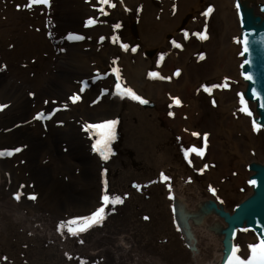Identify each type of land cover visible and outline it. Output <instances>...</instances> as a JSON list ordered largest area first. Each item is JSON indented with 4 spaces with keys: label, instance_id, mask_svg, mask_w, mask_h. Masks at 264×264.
Instances as JSON below:
<instances>
[{
    "label": "bare ground",
    "instance_id": "1",
    "mask_svg": "<svg viewBox=\"0 0 264 264\" xmlns=\"http://www.w3.org/2000/svg\"><path fill=\"white\" fill-rule=\"evenodd\" d=\"M18 1L23 15L10 16L7 23L0 20V97L1 104L8 103L0 110V150L22 149L0 156V264H220L227 226L221 214L233 211L198 186L193 180L197 163L187 165L184 153L192 143L203 146L204 138L188 129L199 118L196 101L202 89L217 101L211 111L215 128L233 138L234 149L226 154L216 133L212 135L207 152L218 154L221 163L206 178H215L220 170L227 173L230 164L232 182L240 186L245 163L252 160L247 151L258 152L264 144V132L252 134L248 123V130L242 129L236 110L233 92L242 89L244 97L245 83L238 80L225 90L212 87L222 75L240 73L234 0H111L115 7L105 5L107 15L98 11L97 0H49L30 7L25 6L30 0ZM237 1L245 14L264 9V0ZM209 6L216 36L203 27L202 13ZM34 8L37 14L30 13ZM89 18L100 26V34L93 39L95 47L84 52ZM30 24L38 27L36 32ZM201 32L208 39H200ZM69 33L85 39L69 41ZM89 61L108 78L100 87L85 89L79 81L86 83L81 74L88 71ZM117 81L121 89H116ZM107 87L114 96L96 102L97 92ZM127 88L148 103L131 99L124 94ZM73 94L80 99L70 100ZM169 95H177L181 103L176 105ZM246 101L253 110L252 124L257 115ZM37 113L43 118L34 119ZM106 118L117 123L103 160L92 151L99 130L88 126ZM252 167L250 163L246 181ZM161 172L169 179L163 180ZM32 193L34 201L27 198ZM102 194L120 196L123 203L109 204L102 223L70 233L68 228L77 225L67 221L99 207ZM251 194L247 188L241 200ZM75 208L83 212L66 213ZM238 237L242 247L260 241L244 223L234 244Z\"/></svg>",
    "mask_w": 264,
    "mask_h": 264
},
{
    "label": "rangeland",
    "instance_id": "2",
    "mask_svg": "<svg viewBox=\"0 0 264 264\" xmlns=\"http://www.w3.org/2000/svg\"><path fill=\"white\" fill-rule=\"evenodd\" d=\"M207 4H211V3H207ZM232 7L234 9V4L232 5ZM24 10L25 9L23 8L22 4L19 3L18 0H0V20H3V22H5V23L8 22L10 16L16 17L17 19H19L20 18L19 16L23 15ZM28 10L30 12L31 9H28ZM203 10H204V8H203ZM37 11H38L37 8H34V9H32V11L30 13L31 14L32 13L37 14L38 13ZM86 13H88V15H92V12L90 9H87ZM253 14L264 16V9H260V10L254 9ZM235 17L237 20L236 11H235ZM213 22H214L213 19L208 14V16L204 18L203 27H204V30L206 31V33L208 35H209V33H211L214 36H216L217 35L216 29H215L216 27L213 25ZM8 25L12 26L11 22L8 23ZM237 25H238V20H237ZM27 27L29 29H32L34 32H36V29H38V27L33 26V24L27 25ZM86 29H91V30L87 33L88 35H84L87 38L83 42H86V44H88V46H82V51H84V52H88L93 47H95L92 45L93 39L95 38L96 35L100 34V26L96 27V22L89 24ZM49 36H50V34H49ZM206 39H208V37ZM230 42L233 44L235 43V36L234 35H233V37H230ZM236 58H237V61L239 60V62H240L241 56H240L239 52L236 53ZM239 62L236 65L237 69H239V64H240ZM86 64H87L88 71L81 74V76H83V78H81V79L86 78L87 81L85 84L82 83L83 81H79V83L85 89H89L90 87H94V86H95L94 88L102 86L101 82L103 80L107 79L108 76L101 77L100 74H98V72L94 69L95 66L92 62L89 61ZM174 69L176 70V67H174ZM115 76L118 79H120V75H119L118 71L115 72ZM234 78H235V80H234ZM238 80L241 81L238 73L235 77H231V76L229 77V76L222 75L220 77V80H219V82H220L219 85L227 84L228 87L232 88V87H234L233 85H236V82H238ZM215 85H218V84H215ZM228 87H226V88L224 87L223 90L227 89ZM189 91L190 90H188V92ZM203 92H204V89H202L201 95H199L197 97V101H196L197 105H198L197 108L199 111L198 112L199 118L194 120L188 129L191 130V134L197 133V134H200L204 138L203 139V146H202L204 152H203L202 156L197 155L196 153L189 152L188 156L186 158V163H187V165H191L193 161L197 163V165H196L197 175L193 178V180L197 181V184L199 187H202L204 190L207 191V194L210 196V198H212L214 201H218V200L222 201L224 206L226 207V209H228V211L232 212L234 205H236L238 202L242 201L241 200L242 197L240 195L244 194L247 191V188L250 189V186H248L246 183V176H247V174L251 173V171L248 169V165L250 163L251 164H253V163H257V164L260 163L261 164L262 160L264 159V144L261 145L260 151H258V152L254 151V150L247 151V153L252 157L251 158L252 160H248L245 163V166H246L245 167V173L242 174V176L240 178V184H241L240 186L237 187V185H234L232 182L231 178H233V177L231 176L232 171H230L231 170L230 164H227V171H226L227 173L222 172L220 170V172L215 176V178L212 179L211 176L209 179L206 178L205 174L206 173L208 174L209 170H212L213 172L217 173L218 167L220 166L219 164L221 163L218 159V154L208 155V152H207V148H209L208 146H209L210 138L212 137V135L216 133L215 135L217 136V139L219 140V142H221V147L226 154L229 151L230 152L233 151L234 149H233V144H232L233 138L232 137L228 138L225 135V133L221 132V128H219L218 130H216V128H215L216 120H214L212 112H211L212 109H214L213 107L215 104H213V101H215V99L213 98V100H212L210 97V94L205 95L206 93L204 92L205 93L204 94ZM233 93H234L233 97H235V99H236V102H235L236 103V110L240 113L242 129L245 128L246 130H248L247 125H246L248 123L250 132L252 134H255V131L253 130V127L251 124V119H250L251 116L240 111V108L245 106V105L240 104V96H238L237 93L242 94V89L237 90V88H236ZM136 94L138 96L142 97L141 94H139V93H136ZM97 95L98 96L96 98V102H100L101 100L107 101V98L114 96V93H112V89L110 91V89L107 87V88L100 89L97 92ZM170 97L173 100V98H177L178 96L175 95V96H170ZM2 102H4V99L0 97V104ZM215 102L217 104V101H215ZM245 102H246V106H247L248 103L246 100H245ZM4 104H8V103L5 102ZM247 107H248L249 111H251V113H253L252 107L250 108L249 105ZM106 120H113V119L112 118H106ZM213 124H214V127H211V125H213ZM204 133H208L206 140H205V137L203 135ZM234 133H235V135H238V136L241 134L240 131H238V132L235 131ZM193 146L197 147L196 143L190 144L189 148H191ZM239 156H240L239 159H241V160L244 159L242 152L241 153L239 152ZM209 157L211 159V162H209V159H208ZM205 165H207L208 167H205ZM25 183H26L27 188L30 191L33 192L35 190L33 188V183L30 182V180L28 178L25 179ZM187 183L191 184V185H189L188 189L192 188V179L189 180ZM210 189H214L215 194ZM53 210H54V208H53ZM81 212H83V210L81 208H75L74 210H67L66 213L68 215H71L73 213L79 214ZM244 231L245 230H242V232L240 234H243ZM241 243H242L241 237H238L236 244H234L235 249H236L235 255L239 256L241 259H247V257L249 255H251V249L249 248L250 244H247V246L242 247Z\"/></svg>",
    "mask_w": 264,
    "mask_h": 264
},
{
    "label": "water",
    "instance_id": "3",
    "mask_svg": "<svg viewBox=\"0 0 264 264\" xmlns=\"http://www.w3.org/2000/svg\"><path fill=\"white\" fill-rule=\"evenodd\" d=\"M239 5V7H237ZM238 18L239 52L241 56L239 75L245 83L244 97L251 102L256 112L253 121L262 125L264 132V16L253 13L245 14L237 0H234ZM247 40L248 51L244 52V40ZM243 53V55H241ZM248 61V63H245ZM244 74H250L251 80H246ZM253 89L259 94L253 97ZM252 121V122H253ZM252 175L246 181L251 187L252 194L238 202L233 207V212L221 214L227 226L223 229L222 239L223 254L220 264H224L233 247V239L238 227L243 223L246 229L253 231L260 239H264V161L262 164H252ZM249 180H255L256 184L250 185Z\"/></svg>",
    "mask_w": 264,
    "mask_h": 264
},
{
    "label": "snow or ice",
    "instance_id": "4",
    "mask_svg": "<svg viewBox=\"0 0 264 264\" xmlns=\"http://www.w3.org/2000/svg\"><path fill=\"white\" fill-rule=\"evenodd\" d=\"M48 5L49 4V0H30V3L25 5L26 7H30L31 5ZM97 4L100 6L98 8V11L103 12L105 15H107V13L105 12L104 6H108V7H115V4H113L111 2V0H97ZM237 7H239V5H237ZM173 10H175L176 5L173 4L172 5ZM126 11L128 9H125ZM137 11H140L139 8H137ZM213 9L211 6H209L206 11H204L202 13V15H204L205 17L208 16V14L210 12H212ZM95 21L92 18H89V20L86 22L85 26H88L89 24L94 23ZM115 28H119L120 25L116 24L114 26ZM185 36H187V33H185ZM200 39H206V35L201 32L199 33ZM66 39L69 41H80L85 39V37L83 35L80 34H76V33H69L66 36ZM104 37H100V40H103ZM175 43V42H173ZM244 43V52L248 51V47H247V40L245 39L243 41ZM123 48L127 49L129 47V45L127 44H122L121 45ZM175 47L179 48L181 47L180 44L176 43ZM65 49H61V51H64ZM137 50L136 47H132L131 51L135 52ZM241 55H243V53H241ZM245 63H248V61H245ZM179 70H177V74H178ZM149 76H156L157 73L155 72H150L148 74ZM245 75V79L246 80H251L252 76L250 74H244ZM163 78V77H162ZM227 79V78H226ZM84 83V82H82ZM116 89H121V84L119 83V81H117V83L115 84ZM205 87L206 91H210V88H208L207 86H202ZM212 87H228L227 84H221V85H213ZM84 89L83 87L80 89V91L82 92ZM124 94L130 96L131 99L139 101L141 104H147L148 101L145 99H142L140 96H138L131 88H127L124 89ZM253 97L254 98H258L259 94L256 92L255 89H253ZM34 93H29V96H33ZM238 96H240V104L241 105H245L243 107L240 108L241 112L246 113L247 115L251 116L252 113L251 111H249L248 107L246 106V102L244 100V97L242 94L237 93ZM70 100H72L73 102H75L76 100L80 99V97L76 94H73L70 98ZM95 102V101H94ZM173 102L176 105H179L181 103V101L178 98H173ZM45 103H47V101H45ZM213 104H215V101H213ZM8 105H4V104H0V110H3L4 108H6ZM261 107H264V104L261 105ZM169 116H172L173 113L169 112L168 113ZM43 118V113H37L36 116L34 117V119H42ZM117 121L116 120H106L100 124H92L88 127H91L93 129H98V135L99 138L95 141V143L92 144V151L94 152H98L101 156V158L103 160H107L108 159V155L106 153V149L108 148V142L111 139H114V126L116 125ZM252 127L253 130H259L262 125L257 124L255 121L252 122ZM193 135H198L197 133H193ZM205 137V140L208 136V133H204L203 134ZM22 149L17 147V148H13L11 150L5 149V150H0V156H11L13 155L14 152H20ZM192 152V153H196L197 155H203V148H197L195 146L185 150V157L187 158L188 153ZM205 167H208L207 165H205ZM103 172L101 173V175L103 176ZM161 177L163 180H168L169 177H167L163 172L160 173ZM248 183L250 185H255L256 181L255 180H249ZM21 187H23V185H21ZM134 187H137V189H139V185H134ZM170 187V186H169ZM105 189H106V184H105ZM211 191H213V193L215 194V190L214 189H210ZM15 198L17 200H19L21 198L20 193H15ZM127 194H125L126 196ZM28 199L30 200H35L37 197L35 195V193L32 194H28ZM100 206L95 208V210L91 211L89 214L87 215H82V216H77V217H73L70 218L67 221L68 225H77V227L72 228L69 227L68 231L72 234H77V233H83L85 231H87L89 228H91L93 225H97L102 223V221L105 219V216L107 215L106 213V207L109 204L115 205V204H119V203H123V200L121 199L120 196H109L108 194H102L100 197ZM144 220H148L149 217L148 216H144L143 217ZM59 230V229H58ZM82 242V241H81ZM249 248L251 249V255H249L247 257V259H241L239 256L235 255L236 249H233V254L229 257L228 261L226 262V264H264V239H261L259 241V243H254L249 245ZM81 264H83V261H81Z\"/></svg>",
    "mask_w": 264,
    "mask_h": 264
}]
</instances>
